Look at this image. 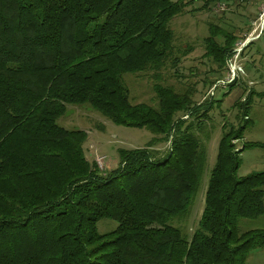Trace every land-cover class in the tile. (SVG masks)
Returning <instances> with one entry per match:
<instances>
[{
    "label": "trees",
    "instance_id": "1",
    "mask_svg": "<svg viewBox=\"0 0 264 264\" xmlns=\"http://www.w3.org/2000/svg\"><path fill=\"white\" fill-rule=\"evenodd\" d=\"M236 1L0 0V264H246L264 250V229L238 232L240 220L264 215V172L238 175L242 152L264 149L237 146L256 93L234 105L242 123L223 126L203 213L188 234L175 223L192 212L208 164L202 136L221 100L196 104L191 91L157 86V107L133 104L123 82L180 65L175 17L196 3L210 11ZM211 30L205 57L226 76L241 37ZM237 84L223 85V96ZM68 105L158 138L121 150L120 166L102 175L86 155L88 133L58 123ZM157 143L170 145L164 157ZM102 219L119 226L100 234Z\"/></svg>",
    "mask_w": 264,
    "mask_h": 264
},
{
    "label": "rangeland",
    "instance_id": "2",
    "mask_svg": "<svg viewBox=\"0 0 264 264\" xmlns=\"http://www.w3.org/2000/svg\"><path fill=\"white\" fill-rule=\"evenodd\" d=\"M178 1V0H173ZM264 0H238L225 2V10L217 7L210 11H201L203 4L196 3L188 11L175 17L169 24L175 34V58L181 63L177 68L169 63L166 68L156 74L149 71L142 74H126L124 85L129 89L130 100L133 104L158 106L156 87L173 88L177 93L192 92L196 104L206 101L221 100L220 106L211 112L207 123L208 137L202 136L208 149V164L204 173L199 192L194 197L193 209L190 216L183 222H176L186 233L191 234L197 228L205 206V196L216 163L218 146L223 134V126L237 127L242 121L237 119L238 108L234 105L244 101L251 91L256 94L251 105L250 121L244 138L237 142L241 148L246 142L264 143V37L254 41L245 56L241 57L245 74L241 75L237 87L232 93L227 86L219 85L225 79V71H219L212 60L205 57V39L211 35V27H216L229 33H235L244 40L245 35L252 31L254 22L258 21L261 5ZM194 9L195 11H191ZM222 40V39H221ZM236 48V44H235ZM214 86L215 95L210 93ZM66 114L58 121L59 125L68 130H84L88 133L85 152L88 159L97 163V157H105L102 175H107L120 166L121 150H133L146 147L156 137L147 128H132L118 126L104 117L89 105H68ZM244 123V122H243ZM168 143H157L154 149L158 157H164L169 150ZM264 172V149H247L241 154L240 177L251 173ZM119 223L112 219H102L98 223V232L106 234L114 231ZM250 229H264V215L257 219H242L238 224V232ZM246 264H264V250L252 251Z\"/></svg>",
    "mask_w": 264,
    "mask_h": 264
},
{
    "label": "built area",
    "instance_id": "3",
    "mask_svg": "<svg viewBox=\"0 0 264 264\" xmlns=\"http://www.w3.org/2000/svg\"><path fill=\"white\" fill-rule=\"evenodd\" d=\"M226 4L221 3L217 6L218 10H225ZM220 10V11H221ZM244 40H239L236 43V48L234 49L233 55L227 60V70L228 73L223 81L219 85H229L232 83H239L241 75L245 74L244 66L241 64V57L249 44L254 41H258L264 37V5L261 7V12L257 22H254V28L252 31L245 36ZM217 86H214L210 95H215V89ZM105 157H97V165L99 168L103 169L105 165Z\"/></svg>",
    "mask_w": 264,
    "mask_h": 264
},
{
    "label": "crops",
    "instance_id": "4",
    "mask_svg": "<svg viewBox=\"0 0 264 264\" xmlns=\"http://www.w3.org/2000/svg\"><path fill=\"white\" fill-rule=\"evenodd\" d=\"M263 3H264V2H263ZM261 7H262V6H261ZM253 28H254V26H253ZM253 28H252V29H253ZM250 32H251V31H250ZM247 35H248V34H247ZM245 36H246V35H245ZM260 40H261V39H260Z\"/></svg>",
    "mask_w": 264,
    "mask_h": 264
}]
</instances>
